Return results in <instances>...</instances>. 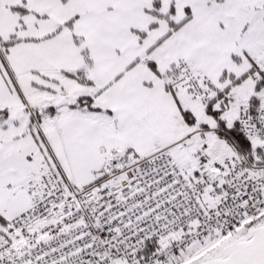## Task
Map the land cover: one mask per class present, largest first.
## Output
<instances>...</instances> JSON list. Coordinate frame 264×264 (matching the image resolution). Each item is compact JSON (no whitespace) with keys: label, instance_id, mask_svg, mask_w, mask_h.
Wrapping results in <instances>:
<instances>
[{"label":"snow or ice","instance_id":"snow-or-ice-1","mask_svg":"<svg viewBox=\"0 0 264 264\" xmlns=\"http://www.w3.org/2000/svg\"><path fill=\"white\" fill-rule=\"evenodd\" d=\"M0 264H264V0H0Z\"/></svg>","mask_w":264,"mask_h":264}]
</instances>
